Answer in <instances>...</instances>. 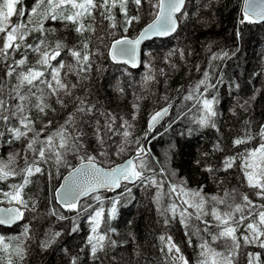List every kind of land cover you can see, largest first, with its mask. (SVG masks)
Segmentation results:
<instances>
[{
  "label": "snow or ice",
  "instance_id": "1",
  "mask_svg": "<svg viewBox=\"0 0 264 264\" xmlns=\"http://www.w3.org/2000/svg\"><path fill=\"white\" fill-rule=\"evenodd\" d=\"M187 3L188 0H0V61L4 69L0 73V142L12 145L21 141L23 145L22 156L17 150L9 152L6 160L0 159V182L6 185L0 186V205L6 204L0 206V226L20 224L19 233L0 234V264H23L28 243L35 239L31 221L53 216L55 220L49 221L40 240L42 251L62 238L64 229L56 230L52 224L70 220L71 232L75 233L81 218L86 217L85 253L92 264H109L107 252L117 244L127 243L112 238L118 232L112 222L121 203L132 198L134 186L151 190L156 215L163 218L164 227L157 237L158 255L154 256L156 264H264V123H259L254 133L249 112L232 136L231 148L224 153L217 122V106L221 103L217 87L226 79L224 62L236 56L239 49V28L231 47L213 51L214 40L202 42L208 53L207 63L202 68L201 62H196V71L202 74L189 81L187 90L180 85L170 96L167 91L157 93L153 87L162 77L167 89L169 75L178 68L177 55L180 62L191 67L188 58L193 48L177 40L161 56L159 50L153 52L142 46V41L179 36L182 21L187 24L196 19L207 27L214 19L202 18L198 10L189 14ZM201 4L205 9L213 7L211 0H201ZM239 11L242 19L238 24L264 22V0H241ZM145 16L148 21L138 34L128 35ZM61 30L64 36L49 39ZM70 38L74 43H68ZM141 62L144 71L136 80L129 66L134 69ZM93 70L118 95L125 93L122 81L126 79L133 89L130 110L117 112L106 107L111 98L97 99L99 91L91 86ZM114 72H120V76L113 82ZM261 72L264 74V69ZM228 86L232 89L239 85L228 79ZM260 91L254 89L243 104L239 96L233 99L248 112ZM53 98L66 115L49 130L53 119L48 113L57 112L51 103ZM146 99L156 106L148 112L146 125L137 134L141 102ZM173 107L174 118L169 117ZM235 107L228 109L233 116ZM165 117L172 123L187 119L189 134L194 128L215 130L212 153L221 152V156L215 161H194L201 174L206 172L217 185L215 192H206L205 184L200 183L190 188L185 177L177 178L170 167L174 145L163 151V159L147 146L159 135L158 131L153 134L157 125L165 127L161 123ZM254 137L259 138L258 143ZM113 157L120 158V162ZM17 160L23 163L17 164ZM228 170L237 174L238 183L231 188L227 186ZM45 172L47 204L41 208L45 199L41 189H26L35 174ZM220 172L226 176L218 178ZM53 175L58 178L55 184ZM244 185L250 192L242 190ZM252 195L257 199L250 198ZM29 213L33 214L31 220ZM177 217L194 258L183 251L184 241L174 242L169 234ZM127 235L135 255L139 251L135 247L137 237L130 230ZM249 246L254 247L250 250ZM65 256L70 257L65 264H83L78 254L72 255L68 249ZM127 264L134 261L130 259Z\"/></svg>",
  "mask_w": 264,
  "mask_h": 264
},
{
  "label": "trees",
  "instance_id": "2",
  "mask_svg": "<svg viewBox=\"0 0 264 264\" xmlns=\"http://www.w3.org/2000/svg\"><path fill=\"white\" fill-rule=\"evenodd\" d=\"M25 3H29L30 0H24ZM213 5L212 9H205L201 4V0H188L186 5V11L191 14L193 10H198L200 16L203 17H213L209 26H203L202 22L198 23L196 19H192L190 22L185 24L183 21L180 25L179 36L173 34L171 39H155L147 42L144 46L147 49L156 52L159 50L161 56L163 51L167 48L172 47L179 40L181 43L187 45L191 44L193 48V55L189 57V62L191 67L187 64L180 62L177 55L178 68L169 75V83L167 89L163 84V78L158 77V83L154 84L153 87L159 92L167 91L168 94L175 95V90L178 86L183 85L184 89L187 90L189 81L193 79H198L202 73H198L195 68L197 61L201 62V66L206 65V56L202 47V42L204 44L208 43L209 39L215 41L212 45L213 51L217 50L221 46L231 47L236 43V30L239 28L241 32L242 39L239 42V49L236 56L230 58L224 62V68L226 69V79L224 84L218 85L217 92L220 95L221 103L218 105V118L217 122L220 127L222 136L220 137V143L222 145V151L227 153L231 148V138L235 135L238 130L242 127L241 121L251 113L250 119L253 121L252 130L253 132L258 131V124L264 123V74H262L261 69H264V22L260 24H253L244 22L238 24V19H242L239 13V8L241 0H211ZM200 4L201 7L197 9V5ZM26 19L20 17H14V20ZM148 21V17L145 16L135 28L131 29L128 35L134 36L139 32V28L143 26L144 23ZM196 28L193 29V25ZM234 28V29H232ZM65 33L61 30L58 35L50 36V40H55L59 37L64 36ZM75 36V33L71 34ZM187 37V39H186ZM68 43H74L71 38ZM95 43V42H94ZM251 50V51H250ZM17 58H19L17 56ZM70 59V58H69ZM108 63V61H105ZM159 63V62H158ZM161 66H163L161 64ZM135 76L136 80L140 79V73L144 71L143 65L138 69H129ZM4 71L3 61H0V73ZM112 72L111 69L108 70ZM255 73V75H252ZM120 76V72L112 73V80L114 82L115 77ZM74 79V77H73ZM228 79H232L238 82V87L230 89L228 86ZM123 87L125 88V93L123 95L116 94L112 88L109 87L108 81L105 78L98 76L93 70L91 86L99 91V96L97 99L111 98V104L106 105L111 110L122 111L130 110L131 102L133 101V89L128 87L126 79L122 81ZM88 82H85V86ZM103 86V87H101ZM259 88L261 91L257 93L255 99L251 102V107H249L248 112H245L242 108L237 105V101L233 97L239 96V103L243 104L244 100L251 96L254 89ZM136 90L139 92V86L137 85ZM82 92V89L79 90ZM177 103L179 101H176ZM51 103L57 108L56 113L49 111L48 115L53 119V124L50 126L55 127L56 123L62 121L66 111L60 110L58 105H55V99L53 98ZM142 111L138 116V121L136 123L137 134L143 129L146 124V119L148 112L152 110L153 105L150 100L146 99L141 102ZM235 107L236 115L233 116L231 112L228 111L230 107ZM68 110H71V105H69ZM176 109L173 107L172 112L169 117L174 118ZM35 115V113H34ZM166 119L163 123L165 127L158 126L154 130L158 131L159 135H155L154 139H150L148 144L151 147L153 153L163 159V151L168 148L169 145H174L171 148V163L170 167L176 171V176L185 177L187 180V186L190 188L197 187V183L205 184V191L212 193L217 190V185L208 178V174L205 172L201 174L200 170L194 164L196 159H200L202 162L204 160H213L221 156V152L212 153L211 145L216 137L215 130L210 128L194 130L189 134V122L185 118L172 123L171 120ZM39 124H37V127ZM231 126V131L229 130ZM4 139H7L5 136ZM255 142H259L258 137H254ZM251 143V142H250ZM240 147V146H237ZM19 150V154L23 155V145L21 141H16L12 145L0 142V159L6 160L8 153ZM209 153L208 156H201V153ZM115 162H120V158L113 157ZM22 160H17V164H22ZM63 171V169H62ZM226 176L225 172L218 173L219 177ZM61 178V177H60ZM15 181L18 178H9ZM57 177L53 175V183L57 181ZM33 183L27 186V191L31 192L36 188H40L44 199L45 208L47 201L46 197L48 194V179L47 173L44 175L35 174L32 178ZM228 184L227 186L231 188L233 185H237V174L233 170H228L227 174ZM0 186L3 182H0ZM244 192H250L246 185L242 187ZM150 191H142L139 186H134L132 189V198L127 203H121L119 214L117 218L112 222V226L117 228L118 232L112 234V238L117 241L126 240L127 243L124 245L117 244L115 248H112L107 252L109 264H127L131 259L134 264H156L154 256L158 255V240L157 237L160 234L163 226V218H158L156 215V210L151 202ZM223 192V185L221 186V194ZM111 195V193H107ZM250 198L257 199L254 195ZM54 203V200H53ZM165 203L167 201L165 200ZM0 206H6L0 205ZM33 214H28V220H31ZM55 217H44L43 220H32L35 222H41V228L39 233L35 235V239L28 243V255L23 261V264H65L70 257L65 256V249L70 250L72 255L78 254V259L83 262V264H92V260L85 253L86 245L84 240L86 239L87 224L85 223L86 217L81 218L78 230L73 233L71 232V221H68L69 230L68 233H62V238L51 245L46 250H41L40 240L44 236V229L49 226V221H54ZM131 220L132 224L129 225L128 221ZM31 221V222H32ZM61 222H56L51 225L52 228L60 230L59 225ZM102 230H104L102 226ZM132 231L136 237L137 241L135 247L139 249L135 255H133V242L131 237L127 235L128 231ZM20 231V226H18L16 231L6 230V232H1L0 234L12 233L17 234ZM169 234L173 235L174 242L180 243L184 241L182 248L187 257L194 258V252L191 247L187 246L186 240L184 238V230L179 224V218L177 217L172 221L171 227L168 229ZM195 241V237L192 238ZM220 242H217L219 246ZM155 246V247H154ZM254 246H249L251 250ZM103 256V254H101ZM99 264V261H97Z\"/></svg>",
  "mask_w": 264,
  "mask_h": 264
},
{
  "label": "rangeland",
  "instance_id": "3",
  "mask_svg": "<svg viewBox=\"0 0 264 264\" xmlns=\"http://www.w3.org/2000/svg\"><path fill=\"white\" fill-rule=\"evenodd\" d=\"M251 51V50H250ZM172 112V110H171ZM168 119V118H167ZM148 146V145H147ZM149 147V146H148ZM7 159V158H6ZM45 203H44V200L41 201V204H40V207H44ZM61 211H64L63 209H61ZM61 222V224L59 225V228H63L64 229V233H68V230H69V224H68V221H59ZM32 223V226H33V230L35 231V235L39 233V229L41 228V222H38V225L37 223L34 224L35 222H31ZM18 226H20V224H16L14 225L13 227L11 228H4V227H1L0 226V231L1 232H6V230H11V231H16ZM38 226V227H37Z\"/></svg>",
  "mask_w": 264,
  "mask_h": 264
},
{
  "label": "water",
  "instance_id": "4",
  "mask_svg": "<svg viewBox=\"0 0 264 264\" xmlns=\"http://www.w3.org/2000/svg\"><path fill=\"white\" fill-rule=\"evenodd\" d=\"M239 13H240V11H239ZM240 15H241V17H242V14L240 13ZM260 23H262V22H256V23H253V24H260ZM143 27V26H142ZM138 34V33H137ZM167 38H169V37H153V38H150V39H148V40H146V41H142V46H144L147 42H149V41H151V40H154V39H167ZM142 65V62L140 63V64H138L137 65V67L136 68H134V69H138L140 66ZM129 69H133V68H130V66H129ZM172 110V109H171ZM171 110H170V112H171ZM169 112V113H170ZM166 119H167V117H165L162 121H161V123L163 124L165 121H166ZM147 120V119H146ZM146 125V124H145ZM158 126H160V125H157V127ZM155 130V129H154ZM62 178V177H61ZM103 191V190H102ZM18 224V223H17ZM1 227H4V228H11V227H13V226H1Z\"/></svg>",
  "mask_w": 264,
  "mask_h": 264
},
{
  "label": "bare ground",
  "instance_id": "5",
  "mask_svg": "<svg viewBox=\"0 0 264 264\" xmlns=\"http://www.w3.org/2000/svg\"><path fill=\"white\" fill-rule=\"evenodd\" d=\"M232 29H234V28H232ZM235 30V29H234ZM155 40V39H154ZM171 114V112L169 113V115ZM168 118V117H167Z\"/></svg>",
  "mask_w": 264,
  "mask_h": 264
}]
</instances>
